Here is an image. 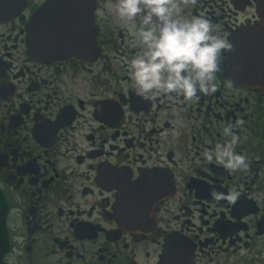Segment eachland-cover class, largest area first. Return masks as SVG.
I'll use <instances>...</instances> for the list:
<instances>
[{
	"label": "flooded vegetation",
	"instance_id": "obj_1",
	"mask_svg": "<svg viewBox=\"0 0 264 264\" xmlns=\"http://www.w3.org/2000/svg\"><path fill=\"white\" fill-rule=\"evenodd\" d=\"M76 4L94 7L93 45L33 46L66 35ZM114 4L0 0V264H264V94L226 75L222 50L215 93L136 95ZM182 9L229 43L259 23L252 0ZM226 125L246 169L203 157Z\"/></svg>",
	"mask_w": 264,
	"mask_h": 264
},
{
	"label": "clouds",
	"instance_id": "obj_2",
	"mask_svg": "<svg viewBox=\"0 0 264 264\" xmlns=\"http://www.w3.org/2000/svg\"><path fill=\"white\" fill-rule=\"evenodd\" d=\"M187 3L188 0H115V17L130 24L131 46L137 49L126 59L136 95L191 101L198 94L216 92L218 57L231 45L216 34L207 18L185 16L182 4ZM223 133L230 140L205 151L204 159L229 172L246 169V156L235 151L240 137L231 125H226ZM215 198L221 199L222 194L215 193Z\"/></svg>",
	"mask_w": 264,
	"mask_h": 264
},
{
	"label": "water",
	"instance_id": "obj_3",
	"mask_svg": "<svg viewBox=\"0 0 264 264\" xmlns=\"http://www.w3.org/2000/svg\"><path fill=\"white\" fill-rule=\"evenodd\" d=\"M252 1L255 5L259 23L239 29L231 38V47L224 51V58L228 64L226 75L233 82L249 85L264 94V0ZM4 6L0 5V11ZM76 8H83L82 11L77 12V15L81 17L64 22L65 26L61 23L59 24V27H64L59 28V31H64L66 35L60 33L59 35H54V37H46L44 39H41L40 36V38L34 36L32 39L33 46L40 44V42L42 44V41H45L43 44L52 49L63 45L66 47H82L86 41L90 42L91 39L93 45L97 34V30L94 27V7L76 4ZM91 30L93 31L92 34ZM86 34L89 36H85ZM30 54L37 58H54L61 55V52L58 53L55 50L49 53H39L31 50ZM69 55L86 58L89 54L80 51L67 54V56Z\"/></svg>",
	"mask_w": 264,
	"mask_h": 264
}]
</instances>
